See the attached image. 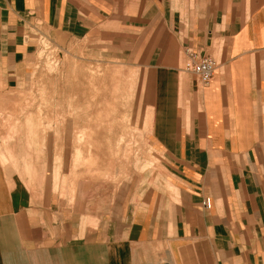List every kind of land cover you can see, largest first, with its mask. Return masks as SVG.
Wrapping results in <instances>:
<instances>
[{"label":"crops","instance_id":"crops-1","mask_svg":"<svg viewBox=\"0 0 264 264\" xmlns=\"http://www.w3.org/2000/svg\"><path fill=\"white\" fill-rule=\"evenodd\" d=\"M38 24L58 42L132 35L137 67L153 92L164 86L150 133L168 188L123 201L113 229L82 241L57 205L32 203L0 166V264H139L157 242L169 243L170 264L173 253L181 264L184 253L264 264V0H0V94L17 86ZM187 48L217 63L206 87L180 70Z\"/></svg>","mask_w":264,"mask_h":264},{"label":"rangeland","instance_id":"rangeland-1","mask_svg":"<svg viewBox=\"0 0 264 264\" xmlns=\"http://www.w3.org/2000/svg\"><path fill=\"white\" fill-rule=\"evenodd\" d=\"M186 7L194 12V5ZM113 31L58 42L39 24L31 27L29 62L17 86L0 94L5 183L12 177L13 188H24L34 204L45 195L82 241L99 227L113 229L123 201L167 187L164 154L150 133L153 94L164 86L153 92L149 70L137 67L132 35ZM163 243L138 263L170 264L171 247ZM208 258L184 253L183 264H209Z\"/></svg>","mask_w":264,"mask_h":264},{"label":"built area","instance_id":"built-area-1","mask_svg":"<svg viewBox=\"0 0 264 264\" xmlns=\"http://www.w3.org/2000/svg\"><path fill=\"white\" fill-rule=\"evenodd\" d=\"M216 69L217 63L210 56L202 55L199 51L192 48L185 50L183 70L195 75L203 87L210 83ZM203 205L205 208H210L208 200H205Z\"/></svg>","mask_w":264,"mask_h":264},{"label":"bare ground","instance_id":"bare-ground-1","mask_svg":"<svg viewBox=\"0 0 264 264\" xmlns=\"http://www.w3.org/2000/svg\"><path fill=\"white\" fill-rule=\"evenodd\" d=\"M209 201V200H208ZM210 202V201H209Z\"/></svg>","mask_w":264,"mask_h":264}]
</instances>
